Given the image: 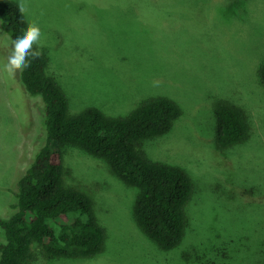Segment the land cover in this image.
<instances>
[{
    "label": "rangeland",
    "instance_id": "rangeland-1",
    "mask_svg": "<svg viewBox=\"0 0 264 264\" xmlns=\"http://www.w3.org/2000/svg\"><path fill=\"white\" fill-rule=\"evenodd\" d=\"M18 4L20 0H14ZM27 27L43 33L40 52L71 114L97 107L123 117L164 96L182 115L166 135L138 144L149 159L180 166L195 192L181 244L162 250L135 221L138 189L101 159L63 148L66 183L88 194L106 231L93 258L31 264H264V0H24ZM11 37L0 25V219L14 213L19 178L46 143L44 105L5 70ZM242 108L245 143L217 144L215 105ZM5 241L0 228V242Z\"/></svg>",
    "mask_w": 264,
    "mask_h": 264
},
{
    "label": "trees",
    "instance_id": "trees-1",
    "mask_svg": "<svg viewBox=\"0 0 264 264\" xmlns=\"http://www.w3.org/2000/svg\"><path fill=\"white\" fill-rule=\"evenodd\" d=\"M0 25L12 42L27 29L25 15L14 0H0ZM48 63L41 53L21 73L29 95L42 99L46 143L36 149L18 180L14 213L0 219L5 238L0 242V264H31L35 247L49 259L93 258L104 250L106 231L93 200L66 183L65 147L103 160L123 183L138 189L133 209L136 223L162 250L177 248L187 232L194 182L180 166L149 159L138 144L168 134L182 115L180 106L157 96L123 117L97 107L71 114L67 94L49 74ZM258 75L264 84V62ZM215 115L220 149L249 140L251 127L242 108L219 100Z\"/></svg>",
    "mask_w": 264,
    "mask_h": 264
},
{
    "label": "clouds",
    "instance_id": "clouds-1",
    "mask_svg": "<svg viewBox=\"0 0 264 264\" xmlns=\"http://www.w3.org/2000/svg\"><path fill=\"white\" fill-rule=\"evenodd\" d=\"M18 9L22 14L28 11L24 0H20ZM42 36L41 28L35 23H30L23 34L13 40L12 51L4 65V70L10 76L16 75L20 70L30 68L32 60L40 58L41 53L37 48L41 45Z\"/></svg>",
    "mask_w": 264,
    "mask_h": 264
}]
</instances>
